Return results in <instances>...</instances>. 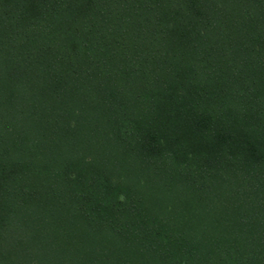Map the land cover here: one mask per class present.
<instances>
[{"label": "trees", "instance_id": "trees-1", "mask_svg": "<svg viewBox=\"0 0 264 264\" xmlns=\"http://www.w3.org/2000/svg\"><path fill=\"white\" fill-rule=\"evenodd\" d=\"M0 264H264V0H0Z\"/></svg>", "mask_w": 264, "mask_h": 264}]
</instances>
